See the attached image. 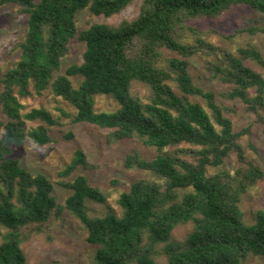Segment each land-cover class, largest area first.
Here are the masks:
<instances>
[{"label":"trees","instance_id":"1","mask_svg":"<svg viewBox=\"0 0 264 264\" xmlns=\"http://www.w3.org/2000/svg\"><path fill=\"white\" fill-rule=\"evenodd\" d=\"M134 1L0 0V5L19 6L27 16L19 60L0 81V115L5 117L0 118V264H26L25 229L40 231L63 211L97 247L91 264H160L161 257L165 264H245L250 255L264 258V211L246 224L240 209L242 196L264 177L239 143L251 127L235 131L226 116L234 110L218 103L213 91L196 85L189 72L191 58L211 57L205 64L210 79L230 86L220 97L242 101L264 126V78L246 65L250 61L264 68L262 53L248 45L234 55L205 41L194 27L234 7L264 15V0H142L131 21L78 31L76 19L82 11L109 18ZM183 31L194 35L192 44L180 41ZM244 32L264 34V29L250 26ZM73 39L85 45L83 61L55 78ZM166 51L174 57L163 65ZM73 77L81 78L78 88ZM134 83L149 87L147 103L132 95ZM48 88L74 108L73 116L60 111L72 123L111 131L109 143L135 139L157 152L151 160L136 151L125 157V168L146 172L156 181L131 183L119 196L120 216L110 212L91 217L87 202L105 204L109 195L83 174L68 180L88 167L81 150L58 173L63 181L57 184L71 192L63 205L45 175H32L10 157L12 148L28 139L39 146L52 142L50 128L58 121L43 108L23 113L21 103ZM101 94L116 100L117 111L95 110L93 97ZM35 121L42 124L27 131V123ZM65 138L71 140L73 134ZM232 154L238 163L233 172L208 173ZM187 224L191 233L182 242L173 241L174 229Z\"/></svg>","mask_w":264,"mask_h":264},{"label":"rangeland","instance_id":"2","mask_svg":"<svg viewBox=\"0 0 264 264\" xmlns=\"http://www.w3.org/2000/svg\"><path fill=\"white\" fill-rule=\"evenodd\" d=\"M142 4V0H135L121 13L109 18L95 16L89 10L82 11L76 19L78 31L85 30L93 24H108L116 26L123 21L135 19ZM250 26L264 29V15L253 12L247 7H234L214 20H202L195 23V29L208 43L237 55V50L251 45L258 49L264 57V34L250 35L244 32ZM27 30V16L22 13L21 8L14 4L0 5V81L6 72L11 69L19 60V43L24 40ZM181 42L192 44L194 35L190 31L181 33ZM85 45L77 39L71 40L68 46V53L61 60V68L55 74L62 75L71 65H80ZM174 57V54L166 51L162 57V64ZM211 57L196 56L189 60V72L199 87L213 91L218 103H222L234 110V113L226 116L232 120L235 131H240L248 126L251 127L250 135L242 137L239 141L247 160L253 162L264 173V134L263 124L259 123L257 117L247 110V105L240 100H226L220 94L230 86L218 80H212L205 69L207 61ZM246 65L259 73L264 78V68L247 61ZM73 87L78 88L81 78L70 79ZM171 85L175 87L174 83ZM2 86L0 84V92ZM132 95L142 103H147L150 97L148 86L134 83ZM253 96V92L250 93ZM95 110L97 112H115L119 108L118 103L111 95H95L93 97ZM194 101L203 102L199 99ZM23 113L31 109L43 108L49 111L59 125L50 128L52 142L39 146L30 139L22 146L13 147L10 157L19 162L20 166L32 175L43 174L54 185L53 196L58 204L63 205L71 194L68 189L60 187L57 183L63 181L58 173L70 163L76 150H81L87 156L88 167L80 168L68 180H73L77 175L87 176L89 183L101 188L109 196L105 204L87 202L89 215L103 216L106 213H113L120 216L121 209L118 199L121 193L128 191L131 183L144 178L156 181V178L148 173L124 167V160L127 155L136 151L146 160L153 159L157 152L154 149L146 148L138 140H123L117 143H109L111 131L100 129L86 123H72L70 118H64L61 112L73 116L75 110L60 98H56L52 90L48 88L40 96L21 99ZM5 121V117L0 115ZM42 123L39 121L28 122L27 131L35 129ZM73 134L71 140L65 137ZM255 147L256 151L252 150ZM238 167L237 159L232 154L225 160L219 169L209 168L208 173L214 174L219 170L233 172ZM117 181L118 185L112 182ZM240 209L246 224L254 222L257 211H264V177L255 187L242 196ZM192 231V225H180L172 232V240L182 242ZM29 238L22 244L26 256V264H91L97 250L87 242V233L83 226L67 211H63L59 217H52L40 231L36 229H25ZM160 264H165L166 259H158ZM245 264H264V258L250 255Z\"/></svg>","mask_w":264,"mask_h":264}]
</instances>
